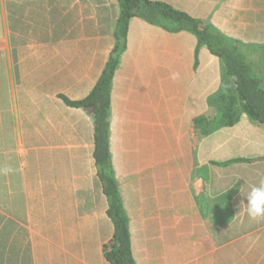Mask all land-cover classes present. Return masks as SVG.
<instances>
[{
	"label": "crops",
	"instance_id": "0c3cea01",
	"mask_svg": "<svg viewBox=\"0 0 264 264\" xmlns=\"http://www.w3.org/2000/svg\"><path fill=\"white\" fill-rule=\"evenodd\" d=\"M159 1L236 44L264 87V0ZM118 0H0V264H116L95 159V88L115 49L109 151L135 264H264V124L189 30Z\"/></svg>",
	"mask_w": 264,
	"mask_h": 264
},
{
	"label": "trees",
	"instance_id": "16d2710c",
	"mask_svg": "<svg viewBox=\"0 0 264 264\" xmlns=\"http://www.w3.org/2000/svg\"><path fill=\"white\" fill-rule=\"evenodd\" d=\"M118 2L121 7L118 33L122 39L126 36L129 21L133 16L161 25L169 31L189 30L196 33L199 43L208 45L212 52L219 55L225 61L229 73L236 77L244 110L257 122L264 124V87L245 56L237 51L235 43L227 41L223 35L213 31L203 21L166 3L150 0H118ZM121 49V47L115 49V55L110 58L93 91L86 98L70 103L92 112L96 119L94 155L109 202L108 215L114 224V235L106 256L109 261L116 264H135L131 252L128 219L112 173L109 151L111 80L117 55Z\"/></svg>",
	"mask_w": 264,
	"mask_h": 264
},
{
	"label": "clouds",
	"instance_id": "9594fccd",
	"mask_svg": "<svg viewBox=\"0 0 264 264\" xmlns=\"http://www.w3.org/2000/svg\"><path fill=\"white\" fill-rule=\"evenodd\" d=\"M244 195L247 203L241 202L240 208L243 207L246 216L252 220L264 219V181L251 186Z\"/></svg>",
	"mask_w": 264,
	"mask_h": 264
}]
</instances>
